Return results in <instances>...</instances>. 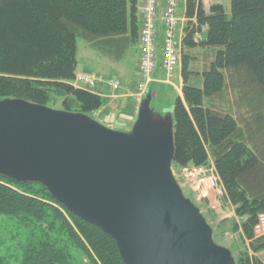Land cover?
Wrapping results in <instances>:
<instances>
[{"label": "trees", "instance_id": "obj_1", "mask_svg": "<svg viewBox=\"0 0 264 264\" xmlns=\"http://www.w3.org/2000/svg\"><path fill=\"white\" fill-rule=\"evenodd\" d=\"M136 6L137 0H0V100L47 107L59 101L63 111L92 117L103 102L73 83L78 41L125 54L138 40ZM185 13L173 165L198 167L211 158L251 252L235 261L264 264L257 256L264 234H255L264 216V0H230L229 15L221 4L205 11L201 1L185 0ZM199 47L211 54L201 71L191 66L190 52ZM0 216L26 231L20 264H123L110 237L42 185L0 176Z\"/></svg>", "mask_w": 264, "mask_h": 264}, {"label": "water", "instance_id": "obj_2", "mask_svg": "<svg viewBox=\"0 0 264 264\" xmlns=\"http://www.w3.org/2000/svg\"><path fill=\"white\" fill-rule=\"evenodd\" d=\"M143 96L128 130L19 99L0 100V176L42 185L110 237L123 264H237L173 175L172 110Z\"/></svg>", "mask_w": 264, "mask_h": 264}, {"label": "rangeland", "instance_id": "obj_3", "mask_svg": "<svg viewBox=\"0 0 264 264\" xmlns=\"http://www.w3.org/2000/svg\"><path fill=\"white\" fill-rule=\"evenodd\" d=\"M201 1L205 9H208V7L211 4H221L225 9L226 14L229 15L230 13V0H201ZM182 8H183V2L180 5V12H182ZM77 46H78V54H79L78 57L80 58V61H84L85 63L86 61H88L86 58H90L92 62V63L90 62L91 63L90 68H92V70H96V71L100 70L102 72L100 75L98 73L93 74V72H91L90 70L89 72L88 71L83 72V74L87 73L88 75L95 76L97 79V83L95 84V86L89 90H95L96 87L99 86L100 79L102 78L103 80H105L104 82L106 83L107 87L110 88L112 93L117 94L118 92L120 93L122 91L129 94L128 98L130 99V103H127V106L132 105L133 108H136L137 110L141 99L148 92V90L151 89L152 84L149 83L146 87L144 94H142V96L139 97L138 88L140 83L138 80V73L135 76V79L133 80V84L130 83L132 84L130 86L125 87L123 84V81L125 82V80L120 79L121 72L123 75L127 76V74L130 71V67L131 66L134 67L133 66L134 63L135 64L137 63V67H138L139 54L137 61H135L134 47L128 51V55L123 59V63H122L123 67L119 69L118 67L119 65L117 64L114 65V63H111L112 61L110 59H106L102 57L103 51H100V55H99L96 52H94V50L89 45H87V43H84L82 41H78ZM190 53H191V57H193L192 58L193 62L191 64L192 69L198 71L202 70L203 63L207 62V60L211 56L210 52L200 47L195 48ZM181 61H182V56H181ZM170 80L166 79V81H170ZM130 81H132V79H130ZM113 82L117 84H114ZM163 87L166 88L165 86ZM152 89L154 90V96L152 94V98L154 97L157 98V100L161 101L163 106L166 108V106H168V102L171 100L169 98L171 97V94L169 92L167 93L164 92L160 94V92L159 93L155 92L154 87ZM176 90L179 91V88L177 87ZM179 92L181 94V91ZM160 95H163V98ZM48 107L55 110H62L59 101H54L53 103H50ZM159 108L162 107L160 106ZM92 118H96L97 121L101 123L103 126L113 129L107 126L110 124V123L107 124V120L109 119H105V117H103L104 118L103 119L97 115L95 117L94 113L92 114ZM109 121L112 120L110 119ZM126 121H128V119L120 120L119 118L118 120V122H126ZM115 123H117V121H115ZM115 126H119V124L118 125L116 124ZM207 162L213 164L211 158H209ZM172 172L174 177L178 181L185 197L190 199L191 202L199 208L200 212L202 213L208 224L212 227L214 232V240L216 244L228 248L231 251L234 258L236 259L240 258L241 256L247 255L249 253L251 254V252L248 250V242L242 236V232L240 229V223L242 219L238 218L235 215L234 208L232 207V205L227 200L224 199V190L222 186L220 187L219 191L217 192L212 191L211 192L212 194L210 193L213 197L212 200L209 199V196L211 197L209 193H207V196L204 197V199L202 200L199 199L200 197L198 196L197 193L192 191L193 187L191 185V182L183 174L182 168H176L172 164ZM235 226H237L236 230L234 229ZM262 226H264V222L262 223ZM261 230L262 232H264V227H262ZM261 230L259 231L258 229H256L255 234L256 231L257 233H259L261 232ZM25 234L26 231L19 226L15 218L0 216V258H1L0 264H20L21 252L19 250V245L24 241ZM263 252L264 251H262V253ZM262 253L260 252L259 253L260 256L258 254L257 256L261 261L264 262V254Z\"/></svg>", "mask_w": 264, "mask_h": 264}, {"label": "built area", "instance_id": "obj_4", "mask_svg": "<svg viewBox=\"0 0 264 264\" xmlns=\"http://www.w3.org/2000/svg\"><path fill=\"white\" fill-rule=\"evenodd\" d=\"M182 2L184 6L185 0H137L139 97L153 81L156 70H161L170 80L181 65L182 39L188 21L185 9L180 12ZM202 39V33L194 37L195 43ZM73 83L78 88L91 89L97 79L92 75L79 74ZM183 174L191 182L192 191L198 194L199 199L203 200L207 193L220 190V179L212 163L188 166L183 168Z\"/></svg>", "mask_w": 264, "mask_h": 264}, {"label": "crops", "instance_id": "obj_5", "mask_svg": "<svg viewBox=\"0 0 264 264\" xmlns=\"http://www.w3.org/2000/svg\"><path fill=\"white\" fill-rule=\"evenodd\" d=\"M185 8V2H184V6L182 8V12ZM89 45L94 52H96L97 54L100 55V51L99 48H97L96 44H87ZM135 49V54H134V60L137 61L138 58V54H139V45L136 41V44L132 47L129 48V50H131V48ZM128 50V51H129ZM128 51L125 54H119V56H114V55H110L108 52L103 51V55L102 57L106 58V59H110L112 62L114 63V65H119V69L123 67V59L128 55ZM79 55V54H78ZM77 55V68H76V73L75 75H79V74H83V72H86L89 70L91 72L94 73H98L99 75L102 73L100 70L96 71V70H92V68H90L91 65V59L90 58H86L88 61H86L84 63V61H80V58ZM91 62V63H90ZM110 65V64H109ZM134 67H130V71L129 73L126 75H123L121 72V80H125V82L123 81V84L125 87L130 86L133 84V80L135 79V76L138 73V67H137V63L133 64ZM96 71V72H94ZM120 73V70H119ZM87 74V73H86ZM123 78V79H122ZM130 79H132V81H130ZM101 78L100 79V83L99 86L96 87L95 90H90L91 92L98 94L103 102V106L102 108H100L97 112H95V117L96 115L103 118L105 117V119H111L112 121L107 120V124L110 123L109 125H107L108 127L113 128L114 130H120V131H125L128 130L131 125L133 124L136 115H137V110L136 108H133V106H127V103H130V99L128 98L127 93L125 92H118L116 93H112V91L110 90L109 87H107L106 83L104 82L105 80H103ZM128 81V82H127ZM132 83V84H130ZM152 87L151 89L154 87L155 88V92H160V94L162 93H167L169 92L171 94V97H169L171 100L168 102V106H166V108L163 106V104L161 103V101L157 100V98H153V102L155 103L156 107L161 111V112H167V111H171L173 109V104L174 101L176 100V98H182V94H180L179 91H181V88L183 86V80L181 77V67L176 71V73L174 74L173 78L170 81H166L165 76L163 74V72L161 70H156L155 73L153 74V81L151 82ZM163 86H165L166 88H164ZM177 87L179 88V91H177ZM174 93V94H172ZM152 94L154 96V90L152 89ZM163 98V95H160ZM157 97V96H156ZM162 108H159V107ZM125 120L128 119V121L126 122H118V120ZM130 118V119H129ZM96 119V118H94ZM104 119V118H103ZM118 119V120H117ZM97 121V119H96ZM115 121H117V123H115ZM119 126H115V125ZM116 127V128H115ZM211 193V192H210ZM209 193V194H210ZM212 194V193H211ZM210 194V195H211ZM212 195L211 197L209 196V199L212 200ZM264 222V216L260 217V222L259 225L256 229H258L259 231L261 230L262 227V223ZM257 236L263 235L264 232H259L257 233ZM225 247V246H224ZM262 253V252H261ZM264 254V252L262 253ZM258 255L260 256V254L258 253Z\"/></svg>", "mask_w": 264, "mask_h": 264}]
</instances>
